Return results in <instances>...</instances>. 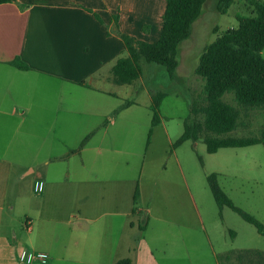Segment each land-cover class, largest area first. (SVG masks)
<instances>
[{"label": "crops", "instance_id": "1", "mask_svg": "<svg viewBox=\"0 0 264 264\" xmlns=\"http://www.w3.org/2000/svg\"><path fill=\"white\" fill-rule=\"evenodd\" d=\"M164 11V0L0 4V264H114L125 258L132 264H166L180 259L182 247L190 264L198 259L200 264H219L206 251L186 250L194 238L196 204L190 156L181 162L184 153L178 149L188 141L173 149L181 135L174 139L177 132L169 135L161 119L151 129L146 154H137V175L131 154L123 150L136 129L142 130L140 139L148 136L151 95L157 91L145 77L162 70L142 62L140 78L128 85L113 83L111 70L125 56L115 31L153 43L160 36ZM16 58L29 69L11 65ZM133 93L135 100L130 99ZM154 135L165 143L159 158L147 156ZM24 159L27 165L19 163ZM26 183L40 192L26 197ZM25 198L30 203L40 198L51 215L56 211L55 219L29 223L32 236L26 242L15 217V204ZM69 201L76 209L73 225L62 219ZM138 203L143 208L135 210ZM154 203L161 209L175 207V217H152ZM181 209L187 215L181 216ZM143 212L159 232L152 243L143 235L150 223L133 221ZM168 228L176 245L172 253L155 243L167 240ZM38 253L46 255L45 262L34 258Z\"/></svg>", "mask_w": 264, "mask_h": 264}, {"label": "rangeland", "instance_id": "2", "mask_svg": "<svg viewBox=\"0 0 264 264\" xmlns=\"http://www.w3.org/2000/svg\"><path fill=\"white\" fill-rule=\"evenodd\" d=\"M253 1L256 2L258 0H234L226 14L222 15L216 9L218 0H206L199 18L192 25L190 36L182 41L177 48L179 66L177 74L181 76L180 79L171 81L167 79L168 76H166L162 66L146 63L162 70L157 73L158 75L153 74L145 78L148 80L147 85H149L151 90L167 94V97L161 103L160 114L169 135L177 132L174 139L182 134L183 121L190 116L188 99L195 98L197 95H201L202 92L203 82L195 74L201 53L225 30L236 27V16L248 17L253 15V7L251 6ZM260 1L264 2V0ZM262 56L264 58V49ZM130 99H137V95L131 94ZM224 100L237 108V103L234 101L232 94L225 95ZM141 121H143V118ZM263 126L264 115L262 116V112L257 110L250 111L248 117H245L242 113L239 127L229 133L228 136L235 138L257 137ZM136 131L137 134L130 141H126L124 148L121 145L125 152L131 154L132 162L130 161V165L134 175H137L138 171L135 165L137 154L141 158L146 154L145 147H147L146 143L148 140V136L144 134V137L140 139L141 128L136 129ZM160 140L162 139L154 135L152 146L147 153L149 158H159L165 151V147H163L165 143ZM193 145L192 141H188L178 149V153H184V157H181V162L183 161L184 163L186 156H190L189 180L196 204L194 238L193 240L190 238L187 241L186 250L191 252L192 248H194L196 251H206L204 252L206 255H215L222 264H228L224 257H221L223 253L228 251H264V235L259 234L252 225L243 221L230 209L226 207L220 209L216 205L206 181L208 175L212 173L218 174V184L232 203L264 226L263 146L259 144L244 148L220 149L215 154H208L203 142H196L194 150H192ZM199 157H201L202 164L199 161ZM126 158L128 159L127 155ZM19 163L27 165L28 160L24 159L19 161ZM184 168L187 169V167ZM34 192L38 194L40 191H32V186L26 183L24 187L25 196L30 197V194ZM24 200V202L19 201L20 203L17 202L15 204V217L20 227L23 228L20 231L23 240L26 242L28 236H32L27 232L29 223L42 224L43 221L41 220L46 217L55 219L54 213L56 211L52 210L51 215L49 213L51 210L45 209L43 200L40 198H37L34 202L32 201V203L29 202L28 198ZM27 201L29 204H27ZM143 205L138 203L135 205V210L143 208ZM151 207L152 217L162 216L168 219L175 217V207L161 209L157 207L156 203ZM64 211L65 216L62 219L73 222V225L76 220L74 204L69 201ZM180 212L181 216L186 214L185 210L181 209ZM149 217V214L147 215V213L143 212L141 215L136 214L133 217V221L135 224L139 222L141 224L150 223L148 231L143 235H145L148 243H152L159 235V232L155 229V221L153 219L149 220ZM166 233L167 240L155 241V243H159L168 253H172L171 247H176L175 243L170 241L172 230L168 228ZM154 249L156 257L160 259V251L158 248ZM184 252L185 248L183 249L182 247V250L180 248V257H178L180 259L178 261L175 260L177 258L170 259L166 261V264H190L189 261L185 260L186 255ZM200 262L201 259H198L195 263L200 264Z\"/></svg>", "mask_w": 264, "mask_h": 264}, {"label": "trees", "instance_id": "3", "mask_svg": "<svg viewBox=\"0 0 264 264\" xmlns=\"http://www.w3.org/2000/svg\"><path fill=\"white\" fill-rule=\"evenodd\" d=\"M165 11L162 16V30L158 39L148 43L121 33L115 36L121 41L125 56L119 58L111 70L112 81L116 85H128L142 75L141 63L162 66L169 80H176L178 66L177 48L191 34L192 25L199 18L206 0H164ZM15 0H0V4ZM234 0H218L216 9L224 15ZM251 16H236V27L229 28L208 45L201 53L195 74L201 78L203 88L201 95L188 99L190 116L183 121V133L172 144V148L185 141H201L208 154H215L220 149L244 148L262 145L264 148V126L257 137H231L229 133L240 125L242 113L248 117L250 111H260L264 115V2L251 3ZM95 17H99L95 14ZM117 24V17H113ZM19 70L27 71L26 64L16 58L11 62ZM232 94L237 108L224 100L225 95ZM166 93L151 95L152 112L151 129L161 122L160 106ZM92 134L86 136L82 148ZM199 161L202 164L201 157ZM218 174L206 177L211 195L220 208H228L243 221L252 225L264 235V226L254 217L236 207L218 184ZM136 188L133 200L138 198ZM234 235V234H233ZM221 257L228 264H264V251L243 250L228 251ZM219 264L221 261L216 258ZM114 264H132L128 258Z\"/></svg>", "mask_w": 264, "mask_h": 264}, {"label": "built area", "instance_id": "4", "mask_svg": "<svg viewBox=\"0 0 264 264\" xmlns=\"http://www.w3.org/2000/svg\"><path fill=\"white\" fill-rule=\"evenodd\" d=\"M30 258H33V256H31ZM34 258H37V259H44V260H41V261H44V262H45L46 255H44V254H36V255L34 256Z\"/></svg>", "mask_w": 264, "mask_h": 264}]
</instances>
